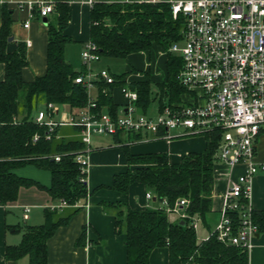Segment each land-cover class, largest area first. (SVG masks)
<instances>
[{"label": "trees", "instance_id": "16d2710c", "mask_svg": "<svg viewBox=\"0 0 264 264\" xmlns=\"http://www.w3.org/2000/svg\"><path fill=\"white\" fill-rule=\"evenodd\" d=\"M52 1L56 16L47 22L46 70L30 82L21 77L27 64L24 46L18 44L14 51L6 52L12 19L10 10L5 5L1 8L0 62L4 64V78L0 80V204L15 201L20 187L35 186L45 190L52 202L64 201L69 208L60 213L62 209L45 207L41 224L13 226L14 230L22 231L21 240L7 245L5 255L8 259L26 256L28 264H47V240L59 226L68 223L90 193L86 181L80 180L86 178V172L82 173L79 163L73 160L72 151L83 147L80 137L73 134L78 128L69 127L73 132L68 136L60 127L63 136L47 140L46 127L34 121L38 100L45 105L66 103L71 111L84 106L87 100L85 87L74 82L83 69L75 70L64 57L66 44L72 42L64 34L71 19V7L68 0ZM89 21V40L97 45L101 57L124 58L154 48L165 52V78L155 83L158 95L151 89L149 72L144 79L128 83L138 93L136 105L142 112H147L156 96L159 107L180 101L181 94L186 92L176 77L182 61L169 48L182 38L184 15L178 13L174 18L171 2L96 0L90 7ZM113 75L114 85L124 84L123 74ZM104 87L98 83L96 101L114 116L117 106L110 94L103 92ZM36 134L38 139L34 141ZM204 136V151L190 152L180 162H170L162 152L132 154L123 146L128 168L113 176L110 188L127 193L131 184L142 183L157 201L166 200L169 206L178 198H186V211L204 220L211 210L213 167L220 137L218 131L206 132ZM57 153L60 158L54 160ZM28 164L47 170L50 184L44 186L18 175L16 169ZM111 205L116 208L115 232L124 228L126 235L125 264H153L149 254L156 247H167L168 264H248V255L240 247L222 243L215 237L198 240L188 218L171 221L163 207L136 209L122 202ZM182 220L184 224L180 223ZM255 221H261L262 226V217ZM84 241L83 228L76 244Z\"/></svg>", "mask_w": 264, "mask_h": 264}, {"label": "built area", "instance_id": "2783aa9c", "mask_svg": "<svg viewBox=\"0 0 264 264\" xmlns=\"http://www.w3.org/2000/svg\"><path fill=\"white\" fill-rule=\"evenodd\" d=\"M76 0H68V2ZM90 6L96 0H79ZM134 2L143 0H108ZM153 2L155 0H145ZM172 16L184 15L182 38L169 50L181 58L177 73L185 93L194 95L191 102H179L157 107L156 112H142L136 105L138 93L128 84H120L124 103L113 116L105 106L100 107L93 91L98 83L105 85L109 94L116 78L106 67L95 68L101 60L97 45L88 40L80 53L82 72L74 82L85 87L86 104L71 111L64 120L57 118L58 105L46 104L39 109L34 121L46 127L45 139L63 136L60 127H76L73 134L80 137L83 147L73 152V160L86 172L88 154L94 135L114 136L120 132L157 136L164 131L180 129L183 134L219 132L215 162L228 168L241 166L243 171L235 178L229 176L222 196L220 217L201 241L215 237L218 241L240 247L249 254L259 225L254 218L251 203L252 181L258 171L264 172V159L257 160L256 142L264 127V0H171ZM39 17L55 11L52 0L25 2ZM22 4H20L21 6ZM24 27H28L26 21ZM38 135H34L36 141ZM59 160L60 154L53 155ZM80 180H85L81 177ZM154 196L152 191L145 194ZM167 214L176 213L188 218L196 231L200 217L186 211L188 200L178 198L173 206L162 201ZM64 201L52 208L65 207ZM30 206L23 207L26 220Z\"/></svg>", "mask_w": 264, "mask_h": 264}, {"label": "crops", "instance_id": "0c3cea01", "mask_svg": "<svg viewBox=\"0 0 264 264\" xmlns=\"http://www.w3.org/2000/svg\"><path fill=\"white\" fill-rule=\"evenodd\" d=\"M31 0H0V24L1 8L5 5L11 12L10 32L13 42L22 44L25 48L27 64L21 70V77L25 82L33 81L37 76L44 74L46 70L47 53V23L43 19L53 21L56 12L50 13L46 17H39L38 13L31 11L25 2ZM34 1V0H32ZM171 1V0H155ZM20 4H22L20 6ZM71 7V19L64 30V34L71 38L72 42L66 44L64 57L75 70L82 68L80 50L84 43L89 40V12L90 5L83 1L69 2ZM28 21V27L24 23ZM70 45L79 46V63L75 65L74 59L70 54ZM147 51H142L145 53ZM152 52H158L164 56L165 73V52L162 49L154 48ZM130 55H134L130 54ZM102 57L94 67L102 61ZM109 58V57H108ZM150 57L145 68L139 69L134 73L122 76L121 81L128 84L133 80L144 79L145 73L149 72L152 82H160L161 76L151 72ZM108 68V67H106ZM109 69V68H108ZM110 70V69H109ZM157 76V77H156ZM4 78V64L0 62V80ZM165 78V75H164ZM164 80V79H163ZM96 94V91H93ZM117 110L124 103L120 93L119 85L111 87L109 92ZM194 95L183 93L181 98L186 102H191ZM158 107L155 100L149 106L147 112L155 113ZM70 107L63 103L58 105L57 118L66 119ZM36 114V113H35ZM35 116V115H34ZM68 136L72 133L69 127H63ZM170 137H164V131H160L157 136L144 137L143 135L120 132L109 137L105 143H97L90 146L88 154V163L86 168V184L89 195L83 206L75 212L68 223L59 226L54 234L47 240V264H125L126 247L125 231L122 228L120 233L115 232V213L116 208L111 204L127 203L131 208H157L163 207V203L157 201L155 196L147 199L145 194L150 191L142 183H133L127 193H122L110 188L113 176L123 172L128 168L126 158L123 152V146H126L132 154L145 153H166L170 162H180L182 158L190 152L200 153L206 147V138L204 134H183L180 129L170 130ZM257 160L264 159V127L260 131L257 142ZM243 171L241 166L228 168L226 165L215 162L213 167V187L211 191V210L200 219L196 234H201L198 240L204 239L208 232L217 223L221 207L222 196L227 186L228 178L236 177ZM18 175L31 178L48 186L51 181L50 173L47 170L25 168L17 171ZM104 205H102V204ZM251 203L254 209V218L262 217L257 222L259 231L253 240V247L248 254V264H264V172L258 171L252 181ZM58 202H52L47 192L35 186L20 187L17 199L11 203L0 204V264H28L26 256L18 259H8L5 255L7 245L18 244L21 240V232L14 230L15 225H39L44 221L43 209L45 207L56 206ZM30 206L28 218H22L23 207ZM60 213L69 210L68 207H60ZM169 220L173 221L180 216L176 213L168 214ZM29 222V224L27 223ZM85 229V241L81 245L76 244L82 229ZM149 261L153 264H168L167 247H156L149 254Z\"/></svg>", "mask_w": 264, "mask_h": 264}, {"label": "rangeland", "instance_id": "374dc122", "mask_svg": "<svg viewBox=\"0 0 264 264\" xmlns=\"http://www.w3.org/2000/svg\"><path fill=\"white\" fill-rule=\"evenodd\" d=\"M70 49V54L72 56V58L74 59V63H76L75 65H78L79 63V46L78 45H70L69 46ZM82 49L80 50L81 53ZM150 53L145 52H138V53H134V55H128L124 58H103L102 61L100 62V64L98 65L99 68H103V67H108L110 69V71L113 74L116 75H128L130 72L134 73L135 71H139V69H143L145 68L147 62H149L148 60V56L151 58L150 59V67H151V72L154 74H156L158 77L161 76L160 81H162L164 79V56H160L158 52H152L151 55H149ZM98 69V68H97ZM156 76V77H157ZM151 89L154 93H157L158 95V88L156 87L155 83L152 82L151 83ZM158 96L155 97V102L157 101ZM37 111L39 109H46L45 104L42 101L38 100L37 103ZM36 111V112H37ZM71 132H73V130H71ZM109 137L108 135H94L92 137V145L99 143H105L107 141H109ZM25 168H33V165H24L22 167H19L16 169V172L18 170H23ZM29 224V222H27ZM20 224L23 226V222L22 220H20ZM198 234L197 236L199 237Z\"/></svg>", "mask_w": 264, "mask_h": 264}, {"label": "water", "instance_id": "95a60500", "mask_svg": "<svg viewBox=\"0 0 264 264\" xmlns=\"http://www.w3.org/2000/svg\"><path fill=\"white\" fill-rule=\"evenodd\" d=\"M43 21H44V23H47L46 18H44ZM12 40H13L12 36H9L7 38L6 52H8V53L14 51L16 48V44ZM180 223L184 224V221L182 220Z\"/></svg>", "mask_w": 264, "mask_h": 264}]
</instances>
